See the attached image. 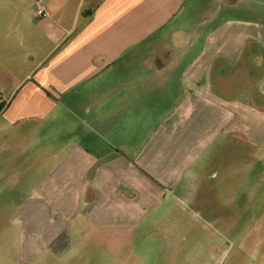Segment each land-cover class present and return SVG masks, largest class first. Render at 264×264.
Here are the masks:
<instances>
[{"label":"crops","instance_id":"0c3cea01","mask_svg":"<svg viewBox=\"0 0 264 264\" xmlns=\"http://www.w3.org/2000/svg\"><path fill=\"white\" fill-rule=\"evenodd\" d=\"M242 10L240 0H0V185L10 197L44 186L18 209L28 264L67 253L73 227L143 232L151 211L204 200L227 143L264 145V23ZM250 250L236 256L264 264ZM130 259L144 264L111 262Z\"/></svg>","mask_w":264,"mask_h":264},{"label":"rangeland","instance_id":"374dc122","mask_svg":"<svg viewBox=\"0 0 264 264\" xmlns=\"http://www.w3.org/2000/svg\"><path fill=\"white\" fill-rule=\"evenodd\" d=\"M240 1L243 10L238 17L264 23V0ZM229 17L232 16L228 14ZM234 144L240 146V153H234ZM224 148L209 162L215 176L207 182L209 194L204 200L200 196L196 201L186 202L176 213L151 211L145 217L146 227L141 233L79 234L73 227L69 233V251L56 256L46 250V259L41 262L92 264L97 260L102 264H121L111 260L128 256L144 259V264H248L245 258L236 256L242 243L254 249L256 260H261L264 256V145L255 148L241 137ZM46 155L49 154H36V158L43 159ZM51 162L53 166L55 161ZM43 187L19 186L17 199L14 195L11 199L14 187L0 185V264H28L24 258L27 256L25 245L32 233L24 228L23 213L18 209L27 203L31 189L40 192ZM47 208L52 209L50 218L63 220L55 202H49ZM55 257L64 261H55ZM130 260L127 264H139Z\"/></svg>","mask_w":264,"mask_h":264},{"label":"built area","instance_id":"2783aa9c","mask_svg":"<svg viewBox=\"0 0 264 264\" xmlns=\"http://www.w3.org/2000/svg\"><path fill=\"white\" fill-rule=\"evenodd\" d=\"M37 13H38L39 16H44L45 15V11H44V8H43L42 4L39 5Z\"/></svg>","mask_w":264,"mask_h":264}]
</instances>
